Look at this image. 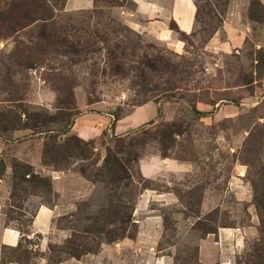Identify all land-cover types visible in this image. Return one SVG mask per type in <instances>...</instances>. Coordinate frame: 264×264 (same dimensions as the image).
<instances>
[{
    "label": "rangeland",
    "instance_id": "1",
    "mask_svg": "<svg viewBox=\"0 0 264 264\" xmlns=\"http://www.w3.org/2000/svg\"><path fill=\"white\" fill-rule=\"evenodd\" d=\"M228 2L195 0L196 32L177 35V53L127 24L128 0L72 11L65 0H0V217L18 231L0 264H133L138 249L117 244L139 239L149 215L157 255L173 264H199L198 240L229 228L240 238L233 264H264V0H246L244 44L204 48ZM147 102L150 120L75 135L87 112L113 125ZM42 206L54 214L35 225Z\"/></svg>",
    "mask_w": 264,
    "mask_h": 264
},
{
    "label": "crops",
    "instance_id": "2",
    "mask_svg": "<svg viewBox=\"0 0 264 264\" xmlns=\"http://www.w3.org/2000/svg\"><path fill=\"white\" fill-rule=\"evenodd\" d=\"M132 4V8L125 9L129 14L128 25L143 37H148L151 40L164 43L167 48L172 49L177 53L184 50L185 42L178 38V31L184 32L187 35H192L196 32L197 25V10L198 7L195 0H128ZM228 7L222 17L220 28L216 29L214 34L209 38L204 48L212 50H220L223 52L231 51L246 42L250 37L253 28V21L247 18V3L246 0H230ZM94 5V0H65L64 10L72 11L77 9H90ZM123 11V10H122ZM172 24L178 29L172 28ZM261 30L264 31V20L261 22ZM215 30V29H214ZM213 33V32H212ZM157 107L153 102H147L141 106H137L130 114H127L118 119L115 124H111L106 115L96 112H87L86 114L77 117L75 124L79 122L85 124L86 127H80V130H74L75 135L84 141L94 140L101 132L122 131L120 128L124 122L130 123V127L145 120H150L155 117ZM79 123V124H80ZM78 124V125H79ZM137 125V124H136ZM112 127V129H111ZM109 128V129H108ZM22 160L21 158H18ZM166 159H163L165 161ZM29 163V162H27ZM31 165V164H30ZM34 165V164H33ZM153 165H150L152 167ZM145 168V167H143ZM145 172V170H142ZM59 173L55 170H49L47 174L52 175V184L55 190L59 191L62 178L57 179L54 174ZM51 179V177H50ZM146 194V193H144ZM54 208H42L38 211L34 224L38 222L39 215H47L51 217L54 214ZM158 215H149L146 218V224H150L149 229H145L144 224L139 225V239H123L117 244V249L121 250L126 246L137 248L138 251H133V264H173V261L168 254L157 255L158 238L160 231ZM0 217V246L14 245L18 241V236L12 228H5L1 224ZM233 230V229H232ZM232 230H218V233L207 234L197 242V257L199 264H233V253L240 244V238L233 241L234 235ZM216 235V236H215ZM145 247V249H144ZM144 249V250H143ZM135 258H139L136 260ZM133 259V258H132ZM123 259L117 258V263ZM130 263L128 259L127 264Z\"/></svg>",
    "mask_w": 264,
    "mask_h": 264
},
{
    "label": "trees",
    "instance_id": "3",
    "mask_svg": "<svg viewBox=\"0 0 264 264\" xmlns=\"http://www.w3.org/2000/svg\"><path fill=\"white\" fill-rule=\"evenodd\" d=\"M64 6V5H63ZM197 14H198V10H197ZM247 18L249 19V20H251L252 18L250 17L249 18V16H248V10H247ZM253 21V20H252ZM263 21V20H262ZM172 26V28H175L176 29V27L174 26V24H172L171 25ZM177 31H178V29H176ZM179 32V34H181L182 36H188L186 33H184V32H181V31H178ZM184 41V40H183ZM114 118H119V116L117 115V116H115L114 115ZM114 118H113V121H114ZM79 138V137H78ZM81 140V139H80ZM84 141V140H83ZM86 142V141H85ZM105 157H106V159H109V160H111V164L112 163H118V161H117V159L115 158V157H112V155L110 154V153H108V155L106 156L105 155ZM105 157H104V159H105ZM17 161H19V160H17ZM19 162H21V161H19ZM22 163V162H21ZM32 169V168H31ZM33 172V171H32ZM34 173V172H33ZM52 191V182H51V180L49 179V192H51ZM256 201L259 203L260 202V206H261V208H262V210H264V203H262L261 204V201H259L258 199H256ZM263 222V221H262ZM67 241V240H66ZM19 247V244L18 245H16L15 247H13V248H18ZM25 264H29L28 263V260L26 261L25 260Z\"/></svg>",
    "mask_w": 264,
    "mask_h": 264
}]
</instances>
